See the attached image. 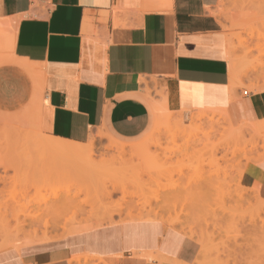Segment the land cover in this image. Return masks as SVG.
I'll list each match as a JSON object with an SVG mask.
<instances>
[{
	"label": "crops",
	"instance_id": "crops-1",
	"mask_svg": "<svg viewBox=\"0 0 264 264\" xmlns=\"http://www.w3.org/2000/svg\"><path fill=\"white\" fill-rule=\"evenodd\" d=\"M221 1L0 0V113L29 108L49 139L85 146L107 134L127 142H110L123 148L146 144L163 109L186 118L223 112L234 127L264 121V90L230 87L233 43L216 18ZM242 183L264 198V164H248ZM33 234L21 245L9 239L0 264H72L82 256L192 264L198 252L157 221Z\"/></svg>",
	"mask_w": 264,
	"mask_h": 264
},
{
	"label": "rangeland",
	"instance_id": "rangeland-1",
	"mask_svg": "<svg viewBox=\"0 0 264 264\" xmlns=\"http://www.w3.org/2000/svg\"><path fill=\"white\" fill-rule=\"evenodd\" d=\"M217 7L234 47L236 90H264V0H222ZM198 112L188 118L170 113L182 117L179 126L155 131L140 158L124 148L126 155L110 165L104 163L115 156L110 142H127L99 134L81 147L93 163L81 169L40 148V135L51 137L31 109L0 113V243L21 245L34 231L58 237L73 229L157 221L196 244L192 264H264V198L242 183L248 164H264V131L238 137L229 126L242 124L218 116L196 121ZM139 215L149 219L130 220ZM86 264L113 263L91 257Z\"/></svg>",
	"mask_w": 264,
	"mask_h": 264
},
{
	"label": "bare ground",
	"instance_id": "bare-ground-1",
	"mask_svg": "<svg viewBox=\"0 0 264 264\" xmlns=\"http://www.w3.org/2000/svg\"><path fill=\"white\" fill-rule=\"evenodd\" d=\"M232 49L234 50V47H232ZM230 87L232 89V92L236 89V65H235V61L233 59L230 58ZM215 116L221 117L224 122H227L228 124V119L227 117L223 114V112H219V111H212V110H205V111H201L198 112L193 119H195L196 121H201V120H206L207 122H212L213 118ZM182 122V117H179L177 119H172L170 116V113L167 112L166 110H160L159 111V117H158V123H157V127H156V132H158L161 128H170V127H175V126H179ZM221 122V121H220ZM229 125V124H228ZM6 128V127H5ZM229 128L234 132L232 133L233 135H237L238 137H241L244 135L245 130H248L250 133L252 134H257L260 132L264 131V121L256 124V125H249V124H242L238 129H232L230 126ZM177 129V128H176ZM6 130H3V132ZM40 132V131H39ZM40 135V134H39ZM175 135V134H174ZM230 135V134H229ZM39 145L40 148L45 150L46 152H50L52 154H55L58 156V160H67L69 162H72L71 164L68 162L69 165H72L74 168L77 166H81L84 163V167L88 166L91 167L93 166V163L91 164L87 159H85V155L88 154V152H86V149L84 150L82 147V145H77V144H72V143H67L66 141H58V140H53V139H49L46 136L43 137L42 135H40L39 139L36 141ZM111 146H113V148H115L116 152H115V156L110 157V159H108L107 161H105L104 163H108L107 165H110L112 163H116V160L119 158H122V156H125V150L123 147L121 146H117L111 143ZM142 146L138 147V148H134L131 150L130 154L131 157L134 158H140V156L142 155L141 153H143V151L141 149ZM90 153V152H89ZM128 155V154H127ZM145 156V155H144ZM84 157V158H83ZM107 158V157H106ZM38 159V158H37ZM95 160V157H94ZM97 160V159H96ZM95 160V161H96ZM122 160V159H120ZM134 160V159H133ZM40 162V161H39ZM62 162V161H61ZM124 163V162H123ZM123 163L121 165H123ZM128 163V162H127ZM86 164V165H85ZM76 165V166H75ZM61 166V165H60ZM79 166V168L81 169V167ZM103 167H105L102 164ZM69 167V166H68ZM110 169V168H109ZM117 169V168H116ZM81 171V170H80ZM120 173V171H119ZM82 174V173H81ZM102 174V173H101ZM129 174V172H128ZM118 184V183H117ZM116 184V185H117ZM115 186V184H112ZM107 189V188H106ZM242 190V189H241ZM112 191V190H111ZM255 197V196H254ZM259 199V198H258ZM261 200V199H260ZM262 201V200H261ZM260 202V201H259ZM264 202V201H263ZM262 204V203H261ZM264 204V203H263ZM120 211V208L117 210V212ZM108 213V212H107ZM149 219V216H144L142 217L141 215H139L136 218H130L131 219H138L140 220H144V219ZM142 226V225H141ZM128 227V226H127ZM131 227V226H129ZM138 225L135 227L137 228ZM144 227V226H143ZM133 228V227H131ZM130 228V229H131ZM90 229H73V230H69L66 232L65 235H73V234H77V233H81V232H87ZM93 232V231H92ZM95 233V232H94ZM114 233V232H113ZM125 233V232H124ZM130 234V233H129ZM64 235V236H65ZM88 235V234H86ZM127 235V232H126ZM48 240V239H46ZM183 242V241H182ZM12 244L9 242H5V244L1 247L0 246V250L4 249V248H8L10 247ZM167 248H170V251H173L174 247H175V242L171 241L170 244L166 245ZM83 258V261H81V259ZM91 256H83V257H75L72 260V264H86V262L88 261V259H90ZM179 263V262H177ZM182 264V263H180Z\"/></svg>",
	"mask_w": 264,
	"mask_h": 264
}]
</instances>
